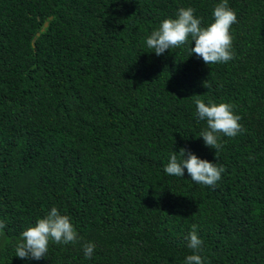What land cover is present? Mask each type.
I'll return each mask as SVG.
<instances>
[{
    "label": "trees",
    "instance_id": "trees-1",
    "mask_svg": "<svg viewBox=\"0 0 264 264\" xmlns=\"http://www.w3.org/2000/svg\"><path fill=\"white\" fill-rule=\"evenodd\" d=\"M219 2L0 0V264H185L193 224L203 264H264V0H228L227 63L206 65L191 41L160 56L146 45L179 8L207 26ZM193 95L232 104L245 131L206 146ZM181 148L221 179L166 174ZM53 207L79 242L16 256Z\"/></svg>",
    "mask_w": 264,
    "mask_h": 264
},
{
    "label": "clouds",
    "instance_id": "clouds-1",
    "mask_svg": "<svg viewBox=\"0 0 264 264\" xmlns=\"http://www.w3.org/2000/svg\"><path fill=\"white\" fill-rule=\"evenodd\" d=\"M194 12L191 7H181L176 18L164 19L146 38L147 47L154 49L153 52L160 56L166 50L178 48L191 41L190 55L195 54L202 58L206 65L227 63L234 59L230 29L236 23L237 17L229 7L228 0H220L216 4L212 13L213 21L207 26H202L201 19L197 18ZM204 86L208 88L210 84L205 81ZM192 98L196 106V116L199 120L206 121V127L201 130L199 137L209 148L218 152L223 146L219 140L221 135L233 138L245 131L239 123L241 117L235 114L232 104L211 100L205 103L198 95H193ZM185 169L193 182L205 186H214L224 172L222 166L181 148L179 159L176 154H171L164 171L168 175L183 177ZM197 227L193 224L186 237L187 247L192 250V254L186 257L185 264H203L199 254L203 241L197 235ZM4 228V222L0 221V235H3ZM79 239L70 217L53 207L44 218L38 219L34 226L22 231L15 246V255L21 259L40 260L47 254L50 241L58 245H68L76 244ZM82 249L85 258L90 259L95 244L85 242Z\"/></svg>",
    "mask_w": 264,
    "mask_h": 264
},
{
    "label": "water",
    "instance_id": "water-1",
    "mask_svg": "<svg viewBox=\"0 0 264 264\" xmlns=\"http://www.w3.org/2000/svg\"><path fill=\"white\" fill-rule=\"evenodd\" d=\"M52 18V17H51ZM48 26V22L45 23V27ZM39 34V33H38Z\"/></svg>",
    "mask_w": 264,
    "mask_h": 264
}]
</instances>
